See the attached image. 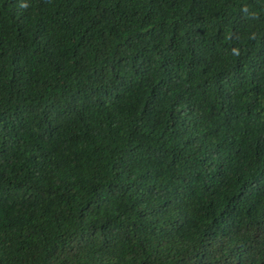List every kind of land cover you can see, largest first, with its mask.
<instances>
[{
	"label": "trees",
	"instance_id": "trees-1",
	"mask_svg": "<svg viewBox=\"0 0 264 264\" xmlns=\"http://www.w3.org/2000/svg\"><path fill=\"white\" fill-rule=\"evenodd\" d=\"M0 264H264V0H0Z\"/></svg>",
	"mask_w": 264,
	"mask_h": 264
}]
</instances>
